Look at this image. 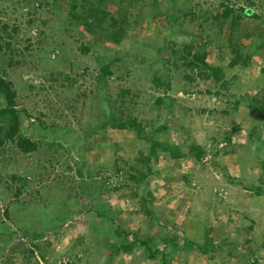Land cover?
Returning a JSON list of instances; mask_svg holds the SVG:
<instances>
[{
    "label": "rangeland",
    "instance_id": "374dc122",
    "mask_svg": "<svg viewBox=\"0 0 264 264\" xmlns=\"http://www.w3.org/2000/svg\"><path fill=\"white\" fill-rule=\"evenodd\" d=\"M0 36L37 143L0 147V264H264V0H0Z\"/></svg>",
    "mask_w": 264,
    "mask_h": 264
},
{
    "label": "trees",
    "instance_id": "16d2710c",
    "mask_svg": "<svg viewBox=\"0 0 264 264\" xmlns=\"http://www.w3.org/2000/svg\"><path fill=\"white\" fill-rule=\"evenodd\" d=\"M229 11V10H227ZM228 15V12L225 13V16ZM7 26H3L2 30L4 32L7 31ZM1 40V36H0ZM10 43H5V48L9 51ZM3 50V46H0V51ZM193 59L198 63L196 66V69H203V71H199V76L205 78V79H213L215 83L221 84V86L224 85V79L221 76V71L216 67L209 66L206 62L200 60L197 56H193ZM189 67L194 66L191 62H187ZM13 66L12 58L8 61L7 67L11 68ZM195 68V66H194ZM206 71V72H205ZM102 74H110L109 67L103 66L101 68ZM7 74L5 72H2L0 70V96L4 100V107L0 109V118L5 122V124L0 127V147L4 146L8 142L16 141V146L20 149L23 153H31L36 150L37 143L36 141H31L24 139L20 135V120H19V113L16 109V91L14 89V86L11 82L6 80ZM185 80L192 81L193 78L189 75L184 76ZM256 111H260V107H256ZM129 123V124H128ZM127 125L130 127H135L133 123L128 122ZM159 146V145H158ZM156 147V146H154ZM153 148V147H151ZM170 149L168 146L167 148H162L164 152H169ZM155 151L151 149L150 151V157L155 155ZM197 157L202 155V151L200 148H197L196 152ZM171 156H175L174 152L171 150Z\"/></svg>",
    "mask_w": 264,
    "mask_h": 264
}]
</instances>
